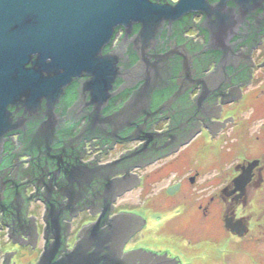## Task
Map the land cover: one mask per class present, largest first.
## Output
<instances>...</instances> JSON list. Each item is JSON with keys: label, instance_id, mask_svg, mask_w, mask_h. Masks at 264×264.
<instances>
[{"label": "flooded vegetation", "instance_id": "af4514ba", "mask_svg": "<svg viewBox=\"0 0 264 264\" xmlns=\"http://www.w3.org/2000/svg\"><path fill=\"white\" fill-rule=\"evenodd\" d=\"M203 23L188 14L165 26L154 51L162 67L149 77L127 53L104 107L90 98L81 107L73 83L53 123L25 116L23 132L6 137L0 264H184L183 234L188 251L194 240L218 248L264 219V103L243 102L264 88L253 83L264 82V26L249 20L222 56L208 50ZM123 35L118 28L104 52Z\"/></svg>", "mask_w": 264, "mask_h": 264}, {"label": "water", "instance_id": "95a60500", "mask_svg": "<svg viewBox=\"0 0 264 264\" xmlns=\"http://www.w3.org/2000/svg\"><path fill=\"white\" fill-rule=\"evenodd\" d=\"M261 11L264 0H0V155L6 137L23 132L25 116L39 113L53 123L55 107L73 83L81 107H87V98L94 108L104 107L114 83L123 79L127 53L146 76L159 71L164 58L154 51L165 26L201 14L208 50L226 56L249 20L254 28L264 26ZM118 28L124 32L120 43L105 53ZM52 260L46 256L39 264Z\"/></svg>", "mask_w": 264, "mask_h": 264}, {"label": "rangeland", "instance_id": "374dc122", "mask_svg": "<svg viewBox=\"0 0 264 264\" xmlns=\"http://www.w3.org/2000/svg\"><path fill=\"white\" fill-rule=\"evenodd\" d=\"M255 72L254 75L259 73V71L256 73ZM253 83L254 86L257 87L261 84H264L263 79L257 78L254 79ZM243 102L244 105H251L255 108L262 102L264 103V88L253 89L250 94L245 96ZM204 141L209 143L208 139H204ZM209 147L207 146L206 148V157L211 154L207 151ZM196 149L197 145L195 144L192 148V154L188 155V159L191 158V160H193V164H195V159L197 157V151L195 152ZM246 214L248 215L249 212ZM251 224V231L244 240H236L235 242H231L229 238L227 239L222 237L219 245L220 248H214L212 243H208L207 240H205L203 243L194 240L188 246V251L185 248L188 236L183 234L182 238H179V241H177L180 249H182L186 254L185 258H183V263L214 264L215 262H218L220 264H264V219L259 221V218L255 217ZM181 242H183V245ZM195 246L198 252L201 251L200 253L194 252Z\"/></svg>", "mask_w": 264, "mask_h": 264}, {"label": "bare ground", "instance_id": "6f19581e", "mask_svg": "<svg viewBox=\"0 0 264 264\" xmlns=\"http://www.w3.org/2000/svg\"><path fill=\"white\" fill-rule=\"evenodd\" d=\"M250 88V87H249ZM251 89V88H250Z\"/></svg>", "mask_w": 264, "mask_h": 264}]
</instances>
